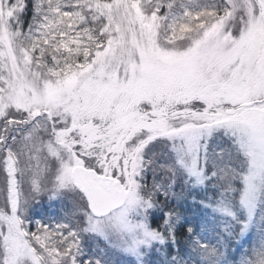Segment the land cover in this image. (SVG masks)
I'll use <instances>...</instances> for the list:
<instances>
[{
  "label": "snow or ice",
  "instance_id": "obj_1",
  "mask_svg": "<svg viewBox=\"0 0 264 264\" xmlns=\"http://www.w3.org/2000/svg\"><path fill=\"white\" fill-rule=\"evenodd\" d=\"M254 231L232 264H264V0H0V264H228Z\"/></svg>",
  "mask_w": 264,
  "mask_h": 264
},
{
  "label": "trees",
  "instance_id": "obj_2",
  "mask_svg": "<svg viewBox=\"0 0 264 264\" xmlns=\"http://www.w3.org/2000/svg\"><path fill=\"white\" fill-rule=\"evenodd\" d=\"M38 208L39 207L36 205L35 210L37 211L35 212V218L38 217L39 214L46 215V213L47 214L50 213L49 215L56 216L59 211V208L54 209V207L48 205L45 206L43 205V208H41L39 211ZM183 211L186 219L192 222L193 224L197 225V227L199 226L201 221L207 220L210 227V232L206 234V238L212 239L213 242H215V237L220 232L217 220L211 218L205 210L195 207L188 202L184 203ZM256 235L257 233L254 231L253 233H250L247 237H245L240 244H235V243L231 244V246L229 247L228 264H232V257H239L241 249H246L249 246V244L253 242ZM225 246L228 247V245Z\"/></svg>",
  "mask_w": 264,
  "mask_h": 264
},
{
  "label": "rangeland",
  "instance_id": "obj_3",
  "mask_svg": "<svg viewBox=\"0 0 264 264\" xmlns=\"http://www.w3.org/2000/svg\"><path fill=\"white\" fill-rule=\"evenodd\" d=\"M43 205H44V206H45V205L52 206V207H54V209H55V208H59V205H58V204H52V205H49V203L45 200L44 203H42V204H40V205H37V206L39 207V208H38V211H39L41 208H43ZM36 211H37V210L34 209V213H33L34 216H35V212H36ZM43 213H44V211H43ZM49 214H50V213H49ZM49 214H47V213H46V215H41V214H39L38 217H36V218H37V219H38V218H41V217H45V218H47L48 216H53V215H49ZM120 264H124L123 261H121Z\"/></svg>",
  "mask_w": 264,
  "mask_h": 264
}]
</instances>
